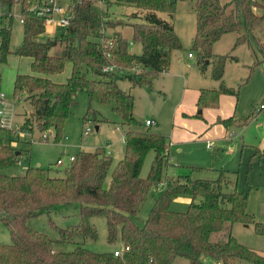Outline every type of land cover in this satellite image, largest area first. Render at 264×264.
<instances>
[{"label":"trees","instance_id":"obj_1","mask_svg":"<svg viewBox=\"0 0 264 264\" xmlns=\"http://www.w3.org/2000/svg\"><path fill=\"white\" fill-rule=\"evenodd\" d=\"M1 1L9 8L15 2L20 4L23 36L13 53L30 58L31 73H16L13 79V97L24 95L32 108L21 128L32 131L36 125L42 132L52 129L54 138L60 139L76 103L75 95L84 91L89 102L111 103L123 127L124 154L111 168V155L100 146L79 151L61 175L51 174L50 167L30 164L23 173L10 175L3 170L20 161V152L12 144L18 132L0 126V221L10 235L9 243H0V264H172L177 257L185 258L187 264H264L262 253L232 234L234 223H252L256 234H264V223L247 211V193L238 189L230 172L217 168L213 178L192 179L189 174L162 178V169L170 161L167 137L140 128V121L133 115L134 96L117 83L125 76L133 85L150 84L152 77L169 68L172 51L182 47L172 23L176 3L190 1L195 16L190 49L196 53L201 72L211 66V77L219 81L217 88L199 89L197 106H216L221 93L236 95L234 88L222 82L227 59L236 57L214 53L213 44L223 34L236 32L234 45L255 40L264 56V41L258 35L264 25V0H111L145 10L143 22L130 24L131 39L117 32L106 35L102 27L107 20L97 4L101 0H71L68 25L59 27L55 38L46 41L37 39L46 26L43 18L30 9L33 0ZM159 11L166 12L168 19L160 17ZM11 21L12 16L9 25ZM10 30L3 31L0 61L10 53ZM130 41L141 44L140 54L129 50ZM57 44L63 46L62 53H51ZM67 61L71 63L69 76L60 82L52 80L50 75L60 73ZM106 65L115 69L103 70ZM135 67V72L121 74L122 68ZM90 112L97 120L94 110ZM234 120L230 116L218 122L228 127L235 124ZM101 121L108 120L104 117ZM150 150L154 157L147 174L141 176ZM255 157L254 153L251 162ZM110 168L109 183L104 186ZM162 183L164 188L154 197L147 217L137 223L134 215L149 190ZM184 194L190 196L186 209H171L172 201ZM59 204H77L79 220L67 227L50 220L58 232L57 239L28 225V218ZM92 216L105 218L108 242L117 243L119 234L120 242L128 248L120 255L112 250L92 251L78 241L70 250L55 248L56 243L78 237L96 239V229L89 221ZM224 227H229L227 238L213 241L212 233Z\"/></svg>","mask_w":264,"mask_h":264},{"label":"rangeland","instance_id":"obj_2","mask_svg":"<svg viewBox=\"0 0 264 264\" xmlns=\"http://www.w3.org/2000/svg\"><path fill=\"white\" fill-rule=\"evenodd\" d=\"M228 1L230 0H221L222 3ZM97 2L102 12L104 11V20H107L106 24L103 21L102 27L106 35L117 32L126 38H131L130 24L144 20L145 10L141 11L134 5L118 4L111 0ZM66 4L67 0H64L63 5ZM190 9V1H177L173 21L174 30L182 47L172 51L169 68L152 77L150 84L133 85L125 76L118 79L117 83L126 93L134 96L133 115L140 121V128H149L153 133L167 136L170 161L162 169V178L180 174H189L192 179L213 178L216 176L215 169L225 168L230 172L231 179L237 181L238 189L247 193V211L255 220L264 223V56L255 40L250 39L234 45L237 33L223 34L213 44L212 50L217 54L236 57V60L227 59L222 82L234 88L237 94H220L216 106L198 107L194 93L195 86L203 83L218 86L219 83L211 77V66H208L204 73L200 71L196 63V53L190 49L194 29V17ZM0 12L13 15L9 34L10 53L0 61V91L6 95V101L13 105L10 128L18 132V135L12 144L20 152V161L4 169L3 172L10 175L20 174L30 164L50 167L51 174L61 175L62 170L69 163L70 156H75L81 150L93 151L100 146L106 147L110 153L111 168H113L124 154L123 127L120 118L112 110L111 103L89 102L84 91L76 93V103L63 125L60 139L54 138L52 129L42 132L36 125H33L32 131L21 128L24 118L30 115L32 108L24 95L13 97V79L16 73H31L30 60L13 53L23 36L19 5L14 3L9 8L0 0ZM157 14L168 19L166 12L159 11ZM57 29V26L47 27L37 39L39 41L53 39ZM258 35L264 41V25ZM141 49L139 42L130 41L129 50L132 53L140 54ZM62 51L63 46L57 44L51 53L61 54ZM188 52H192L191 58L188 57ZM137 69V67L122 68L121 74H131ZM70 71L71 63L67 61L64 69L53 75L52 80L64 81ZM91 109L94 110L97 120L92 117ZM225 116H233L239 120L238 124L228 125L225 129L223 124L218 122ZM104 117L108 121H101ZM147 119L152 121L149 126L145 124ZM244 119L245 122L242 124ZM233 122L236 123L235 120ZM86 129H88L87 133H85ZM256 149L259 150L258 154ZM254 153L256 157L251 162ZM153 157L154 151L150 150L144 158L141 176L147 174ZM57 159H61L62 163L57 164ZM189 166H200L203 169H190ZM111 168L104 180V186L109 183ZM163 188L162 183L149 190L134 215L137 223L141 224L145 220L154 197ZM189 200V195H180L172 201L171 209L185 210ZM78 209L77 204H59L48 212L42 211L28 218L27 223L32 228L57 239L58 232L49 221H53L59 227L75 224L79 220ZM89 221L96 229V239L78 237L71 242L56 243L55 248L70 250L78 241L83 242V245L92 251L106 252L121 243L119 234L116 236L117 243L108 242L104 217L92 216ZM228 228L224 227L212 233L211 239L225 240L228 236ZM232 234L244 245L264 255V234H256L252 223H234ZM9 242V231L0 221V243ZM186 263L185 258L177 257L172 264ZM238 264L250 263L240 261Z\"/></svg>","mask_w":264,"mask_h":264},{"label":"built area","instance_id":"obj_3","mask_svg":"<svg viewBox=\"0 0 264 264\" xmlns=\"http://www.w3.org/2000/svg\"><path fill=\"white\" fill-rule=\"evenodd\" d=\"M64 0H33L30 4V9L34 11L38 16L43 18L45 26H57L64 27L67 26L71 19V10L69 8V3L71 0H67V4L63 5ZM16 3V2H15ZM18 4V3H16ZM19 8H20V4ZM5 15V17H3ZM13 16L12 14H7L5 12H0V44L3 38L4 29L10 28L9 18ZM20 22L22 23V16L19 12ZM189 55H191L189 53ZM114 66L106 65L103 70H113ZM6 95L0 91V126L10 128L12 117H13V105L6 101ZM151 120H145L146 125H150ZM88 129L85 130L87 133ZM45 136V135H43ZM73 156H70V160ZM57 163H61V159L57 160ZM123 243L117 244L112 249L114 255H120L123 250L127 249ZM205 264H217L216 262L205 261Z\"/></svg>","mask_w":264,"mask_h":264},{"label":"crops","instance_id":"obj_4","mask_svg":"<svg viewBox=\"0 0 264 264\" xmlns=\"http://www.w3.org/2000/svg\"><path fill=\"white\" fill-rule=\"evenodd\" d=\"M191 11H192V9H190ZM192 13H193V11H192ZM193 17H194V28H195V16H194V13H193ZM173 18H174V15H173ZM173 18H172V23H173V26H174V21H173ZM165 19V18H164ZM47 27H50V26H46V28ZM53 27V26H52ZM193 33H194V29H193ZM193 33H192V35H193ZM192 37V36H191ZM128 39H131V38H128ZM191 41V40H190ZM189 53L190 52H188L187 53V55H188V57H190L191 58V56H193V55H189ZM8 56V55H7ZM18 56V55H17ZM21 57H25V56H21ZM28 58V57H27ZM29 60H30V58H28ZM178 60L179 59H177V62H178ZM197 63V62H196ZM198 65V64H197ZM199 66V65H198ZM200 68V67H199ZM201 71V70H200ZM70 73V72H69ZM202 73H204V72H202ZM53 75H55V74H53ZM53 75H50V78L52 79V77H54ZM69 75V74H68ZM213 79V78H212ZM214 80V79H213ZM216 82H218L219 83V81H217V80H215ZM58 82H60V80H58ZM219 86V85H218ZM218 86H215V85H206V83H203V84H201V85H198V86H195V89L196 90H194V93H195V96H196V99H197V97H198V94H199V89L200 88H203V87H206V88H217ZM187 89V87H185V90ZM221 94H226L227 95V93H221ZM218 99H220V95H219V98ZM200 111V110H199ZM225 118H227L226 116H225ZM223 119H224V117H223ZM235 121H236V123H235V125H237L238 123H237V121H239V120H237V119H235ZM222 125V124H221ZM224 126V125H223ZM98 127V126H97ZM221 127V126H220ZM225 127V126H224ZM222 128V127H221ZM227 127H225V129H226ZM225 131V130H224ZM124 133V132H123ZM166 136V135H165ZM167 137V136H166ZM168 148H169V143H168ZM170 154V153H169ZM58 160V159H57ZM57 160H56V163H57ZM69 160H70V157H69ZM62 161V160H61ZM62 163V162H61ZM61 163H59V164H61ZM58 164V163H57ZM203 168V167H202ZM179 197V196H178ZM177 197V198H178ZM187 264V263H186Z\"/></svg>","mask_w":264,"mask_h":264},{"label":"water","instance_id":"obj_5","mask_svg":"<svg viewBox=\"0 0 264 264\" xmlns=\"http://www.w3.org/2000/svg\"><path fill=\"white\" fill-rule=\"evenodd\" d=\"M17 153H18V151H17Z\"/></svg>","mask_w":264,"mask_h":264}]
</instances>
